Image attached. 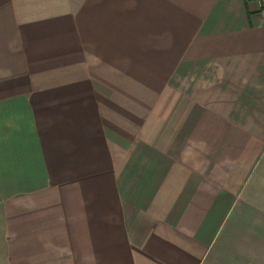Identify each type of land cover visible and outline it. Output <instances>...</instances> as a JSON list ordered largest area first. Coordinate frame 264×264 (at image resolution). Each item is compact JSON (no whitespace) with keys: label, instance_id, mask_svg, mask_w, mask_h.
<instances>
[{"label":"crops","instance_id":"obj_1","mask_svg":"<svg viewBox=\"0 0 264 264\" xmlns=\"http://www.w3.org/2000/svg\"><path fill=\"white\" fill-rule=\"evenodd\" d=\"M0 264H264L256 0H0Z\"/></svg>","mask_w":264,"mask_h":264},{"label":"built area","instance_id":"obj_2","mask_svg":"<svg viewBox=\"0 0 264 264\" xmlns=\"http://www.w3.org/2000/svg\"><path fill=\"white\" fill-rule=\"evenodd\" d=\"M256 1L259 5V8L264 9V0H256Z\"/></svg>","mask_w":264,"mask_h":264}]
</instances>
